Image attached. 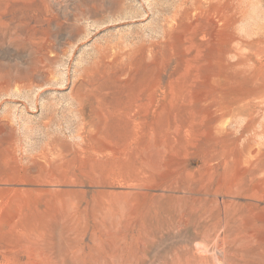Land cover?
I'll use <instances>...</instances> for the list:
<instances>
[{
    "label": "rangeland",
    "instance_id": "obj_1",
    "mask_svg": "<svg viewBox=\"0 0 264 264\" xmlns=\"http://www.w3.org/2000/svg\"><path fill=\"white\" fill-rule=\"evenodd\" d=\"M3 31L0 264H264V0H0Z\"/></svg>",
    "mask_w": 264,
    "mask_h": 264
},
{
    "label": "bare ground",
    "instance_id": "obj_2",
    "mask_svg": "<svg viewBox=\"0 0 264 264\" xmlns=\"http://www.w3.org/2000/svg\"><path fill=\"white\" fill-rule=\"evenodd\" d=\"M247 14V13H246ZM4 23V22H3ZM10 23V22H9ZM7 24V23H6ZM27 24V23H26ZM234 26V25H233ZM236 26V25H235ZM8 27V26H7ZM15 27V26H14ZM6 30V29H5ZM14 31V30H13ZM5 31H3L2 32V34H0V35H3V33H4ZM15 32V31H14ZM5 34V33H4ZM8 37H10V36H8ZM11 38V37H10ZM15 39V38H14ZM8 40V39H7ZM14 41V40H13ZM45 50V49H44ZM220 90V89H219ZM228 109V108H227ZM92 153V152H91Z\"/></svg>",
    "mask_w": 264,
    "mask_h": 264
}]
</instances>
